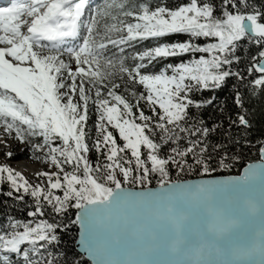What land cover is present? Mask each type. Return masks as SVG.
<instances>
[{
  "label": "snow or ice",
  "instance_id": "1",
  "mask_svg": "<svg viewBox=\"0 0 264 264\" xmlns=\"http://www.w3.org/2000/svg\"><path fill=\"white\" fill-rule=\"evenodd\" d=\"M85 5L86 0H10L0 6V126L5 133H15L21 143L27 137H42L44 143L32 145L33 149L47 148L46 159L59 169L40 173L48 180L45 189L30 185L20 172L0 166V184L9 187L4 195L15 193L16 199L23 200L22 192L36 201L34 210L27 213L32 219L23 222L10 217L0 228V264H13L16 256L21 260L15 264H55L48 249L59 243L58 230L68 225L35 219L45 216L41 202L57 216L69 208L78 210L70 223L87 232L83 244L90 254L108 250L129 257L111 264H264V173L250 167L234 181L190 184L171 181L169 171L174 167L180 174L196 166L207 174L215 170L209 163L213 153L219 156L218 165L227 167L228 145L240 141L213 144L219 125L210 128L190 109L212 105L215 96L199 100L193 94L221 89L230 77L241 83L251 77V95L256 96V90L264 92V11L250 7V0H219V4L188 0L175 9L106 0L84 23L79 45L63 47L78 37ZM172 36L188 39L158 42L134 51L131 57L127 54L128 48L142 41ZM202 38L213 42L201 45ZM244 39L259 50L245 72L232 71L241 62L238 44ZM110 46L117 50L111 56L106 54ZM189 53L201 55L185 62L183 57ZM168 58H181V62L152 70L154 63ZM122 86L127 95L120 94ZM136 86L144 91L138 94ZM245 102L237 89L234 106L243 110ZM89 103L97 115L93 147L106 161L95 168L88 160ZM233 126L250 127L243 111L236 113L229 127ZM224 135L228 137L227 132ZM55 140L61 146H53ZM165 148L167 153L161 155ZM260 154L264 159V146ZM63 165H71L73 171L64 172ZM101 172L102 176L94 174ZM152 175L159 177L160 191L134 192L123 187L129 183L146 187ZM258 175L259 205L250 195L234 208L206 203L195 228L194 210L177 202V194L198 202L210 200L217 191H240ZM54 190L63 195H54ZM153 206L155 211L149 215L159 222L158 229L138 226L123 211ZM117 210L121 214L114 216ZM258 210L261 226L247 235L243 229L254 222ZM114 219L124 225L122 232L112 229Z\"/></svg>",
  "mask_w": 264,
  "mask_h": 264
},
{
  "label": "trees",
  "instance_id": "2",
  "mask_svg": "<svg viewBox=\"0 0 264 264\" xmlns=\"http://www.w3.org/2000/svg\"><path fill=\"white\" fill-rule=\"evenodd\" d=\"M133 2L136 4L146 2L152 7L162 5L175 9L183 3H187L188 0H133ZM217 4H219V0H217ZM250 7L264 11V0H250ZM180 39L187 40L188 37L172 36L170 38H161L160 41H142L134 45V48L128 49L130 50V54L133 55L134 51H143L147 47L155 46L158 42H175ZM208 42L213 41L205 40L203 38L199 41L201 45ZM258 50L259 46L250 43L247 39L239 42L237 54L240 56L241 62L233 65L232 71L240 70L241 72H245L246 68L250 66L251 57L256 55ZM200 55V53H189L183 57V60L186 62L189 59L198 58ZM179 62H181V58H168L167 60H161L154 63L152 70L158 71L167 63ZM250 79L251 77H246L245 82L241 83L236 77H230L221 89L214 91L205 90L193 94L199 100H206L215 96V101L212 105L201 109H190L192 114L197 118H202L210 128L213 125H219L217 132L213 136L212 143L215 144L229 139L232 141H240L239 144L229 143V159L226 162L227 167H220L218 165L219 156H216L215 153H213L214 159L209 163L210 168L215 169L214 171L205 174L201 169L193 166L192 170L186 169L183 173L178 174L174 167H170V180L179 182L206 177L235 176L239 173L242 167L258 160V152L260 151V148L264 146V92L256 90L257 95H251V86L248 83ZM237 89L240 91L241 95L245 97L246 102L243 110L237 109L233 104V97ZM221 109H223V111ZM239 111H243L246 118L249 120V128L244 129L235 126L229 127L230 122L236 119V113ZM145 114L150 115L151 113L149 111L145 112ZM225 132L228 133V137H225ZM167 151L168 149L165 148L164 151L161 152V155H165ZM93 157H95V155L91 156V165L95 168L97 163L94 162ZM94 174L98 176V173ZM152 178L153 177L151 176L149 182L150 186H154L152 182L154 181V178ZM156 179H159V177H156ZM6 192L7 191L3 190L0 191V228L10 217L15 220L24 221L25 214L29 212V206L31 205V202L25 199H16L15 195H13V197L4 195L3 193ZM74 211V208H69L65 214L62 216H56L52 221H58L61 225H68L67 229L62 228L61 230H58L57 234L60 238L59 243L50 246L48 249V252L51 253V259L55 261V264H88L73 248L76 236V226L75 224H71L70 221L75 220ZM45 255H47V253Z\"/></svg>",
  "mask_w": 264,
  "mask_h": 264
},
{
  "label": "rangeland",
  "instance_id": "3",
  "mask_svg": "<svg viewBox=\"0 0 264 264\" xmlns=\"http://www.w3.org/2000/svg\"><path fill=\"white\" fill-rule=\"evenodd\" d=\"M78 2V1H76ZM106 0H86V5H85V9L82 13L81 16V29L79 31L78 37L76 39H72L70 41H68V43L66 45H64L63 47H76L79 45V43L81 42V38L83 37V35H85V31L83 28V25L85 22L88 21L89 17L91 16V14L97 10V9H101L104 7ZM26 31V29H24ZM117 50L114 48H109L108 52L106 53L107 55L111 56L113 53H115ZM127 54L129 55V57H131L130 54V50L127 49ZM66 62H68V57L67 55H65L63 57ZM129 64H131V60L129 59ZM73 68L75 67L74 63H72ZM153 69V67H152ZM122 83V82H121ZM120 94L123 95H127V93L124 91V87L122 86V88L119 90ZM136 91L139 94L140 92H143L144 89L141 86H136ZM74 100L76 102L78 101V97H75ZM141 107L144 109L145 112H149L148 106L145 105L143 102H141ZM96 120H97V115H96V110L95 107L89 103V111H88V121H87V125H86V133H87V143L89 145V154H88V160L89 163L91 164V156L93 157V160L95 163H99L100 165H103L106 163L104 157L98 153L95 152V149L93 147V142L97 137V132L95 130V124H96ZM0 130L3 131V133L5 134V138H1L0 136V152L2 151L3 153L6 152V148L11 149V151L14 150V152L17 153H24L23 156H21L20 158H15L13 160H20L18 161L21 167H9L11 169H13L16 172H20L24 178L28 181V183L32 186H36V185H40L41 187L47 189V184H48V180L47 177L44 175H40V173H56L59 172V169H57L53 164H51V162L49 160L46 159V154L48 149L44 148L43 151H36L35 149H33L32 145L34 144H43V138L40 136H32V137H27V139L25 140L24 143H21L18 139H16L15 137V133H5L4 132V128L3 126H0ZM111 131L115 133V130L110 129ZM117 142L119 144H123V141L119 140V137L117 135ZM53 146L59 147L61 146V142L59 140H55L53 141ZM145 157H146V151L147 150H143ZM130 156V154H128ZM4 156H0V166H5V162H4ZM102 160V161H101ZM134 161H133V167H134ZM64 168V172H71L73 171V168L71 165H63ZM81 169H82V165H81ZM80 175H82V170L79 173ZM135 174V173H134ZM60 176H63V173H60ZM98 176H102V172L98 173ZM158 177L157 175H152V178L154 181L153 185L154 186H150L149 183H147L146 187L145 186H141V185H136L133 183H129V184H124L123 187L124 188H136V189H143V188H148V187H155V186H159L158 184V180L156 179V177ZM118 179L122 180V177H120L118 175ZM172 181V180H171ZM129 185V186H128ZM109 186H114V185H109ZM9 191V187L7 185V183H3L0 184V191ZM14 195L16 196L17 194L14 193ZM20 195L24 196V199L31 202V205L29 206L30 210L32 211L34 210L35 206H36V201L34 200V198H32L30 195L28 194H24V193H20ZM54 195H63V192L61 190H54ZM42 206L45 209V216L44 217H36L35 219H48L49 222H52L55 218H56V214H54L51 211L50 206H48L46 203L41 202ZM75 209V208H74ZM77 209H75L76 211ZM74 211V212H75ZM70 213V212H69ZM32 219L30 217L27 216V213L25 214V218L23 222H26L27 220ZM8 221H5V224H7ZM3 225V226H4ZM2 226V227H3ZM1 227V228H2ZM21 260L20 256H16L14 257V261L13 264H15V262H18Z\"/></svg>",
  "mask_w": 264,
  "mask_h": 264
},
{
  "label": "water",
  "instance_id": "4",
  "mask_svg": "<svg viewBox=\"0 0 264 264\" xmlns=\"http://www.w3.org/2000/svg\"><path fill=\"white\" fill-rule=\"evenodd\" d=\"M255 170L258 174L264 173V159L261 158L260 151L258 152V160L249 163L242 167L239 173L235 176H222V177H206V178H197V179H190L179 181L180 183H190V184H198L203 180H211V181H234L237 178H243L245 174L249 171V168ZM130 191L139 192L145 190H153V191H160L159 186L155 187H148L143 189H136V188H125ZM250 195L259 205L262 196V185H261V178L258 175L257 178L249 183L248 186H245L240 191H217L214 192L211 196V199L208 201H204L203 199L198 202H192L187 200L186 198L181 197L177 194V202L178 204L182 205L185 209L194 210L196 213L193 216L191 221L193 227L199 225L201 216L200 211L205 207V204H210L213 207H222V208H234L236 203L241 200L244 196ZM78 210L75 211V217ZM129 216L130 219L134 220L138 226L147 227L150 229H158L159 222L155 221L152 217H150L149 213L151 211H155V207L152 208L148 207H140V208H133L128 207L127 209L123 210ZM121 210H117L114 212V216L120 215ZM262 214L258 210L254 222L247 226L243 231L247 235H251L255 231L259 229L261 226ZM76 226V236L73 243V248L75 252L81 256L88 264H111L112 261H124L129 259L128 256L120 254V253H112L108 250H101L99 253H89L83 241L87 237V232L81 228L79 224H75ZM112 229L116 232H122L124 230V225L117 221L113 220ZM105 234L101 231L100 232V239H104ZM135 258V257H133ZM168 257L162 256H153L151 259H167ZM210 259H216L215 256L209 257Z\"/></svg>",
  "mask_w": 264,
  "mask_h": 264
},
{
  "label": "bare ground",
  "instance_id": "5",
  "mask_svg": "<svg viewBox=\"0 0 264 264\" xmlns=\"http://www.w3.org/2000/svg\"><path fill=\"white\" fill-rule=\"evenodd\" d=\"M0 136H1V138H5V134L3 133L2 130H0ZM8 153H11L10 157L7 155ZM23 155H24L23 152L17 153V152H14V150L11 151V149H9V148H6L5 153H3L2 151L0 152V156L5 157L4 162H5V166H7V167H15V166H17L18 168L21 167L20 164H18L19 163L18 161H20V160H13V159L20 158Z\"/></svg>",
  "mask_w": 264,
  "mask_h": 264
}]
</instances>
